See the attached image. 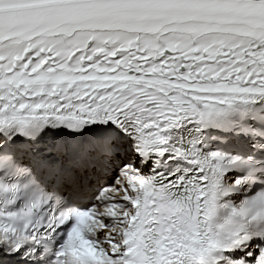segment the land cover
<instances>
[{
	"label": "snow or ice",
	"instance_id": "1",
	"mask_svg": "<svg viewBox=\"0 0 264 264\" xmlns=\"http://www.w3.org/2000/svg\"><path fill=\"white\" fill-rule=\"evenodd\" d=\"M0 264H264V0H0Z\"/></svg>",
	"mask_w": 264,
	"mask_h": 264
}]
</instances>
